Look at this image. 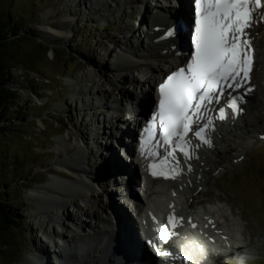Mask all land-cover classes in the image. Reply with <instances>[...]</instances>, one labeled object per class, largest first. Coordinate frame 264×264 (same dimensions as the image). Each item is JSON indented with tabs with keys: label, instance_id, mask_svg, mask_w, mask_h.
<instances>
[{
	"label": "bare ground",
	"instance_id": "obj_1",
	"mask_svg": "<svg viewBox=\"0 0 264 264\" xmlns=\"http://www.w3.org/2000/svg\"><path fill=\"white\" fill-rule=\"evenodd\" d=\"M150 1L154 3L153 7L149 4ZM171 1L173 0L90 1L92 7L99 9L98 11L93 8L99 13L101 21L108 20L112 15L121 19V29L126 37L125 42L120 43L119 51L113 56V67L116 69L114 71L122 75L127 69L134 70L136 74H131L132 77L128 80L141 88L139 94L145 95L148 100L156 97L155 89L158 84L166 74L179 65L181 60V56L173 53L167 41H155L165 29H162L160 33L156 31V34L154 29L168 26L169 20L165 18V15L170 14L174 7H181L185 11L188 0H177L176 4L169 5ZM49 14L50 12H46L44 17H48ZM172 17L173 19L178 18L174 14ZM132 20L138 22L137 26ZM74 22L73 19L64 18L60 20L57 28L47 25L41 30L44 36L51 39L69 38L68 34ZM263 34L264 22L263 24L258 22L247 30V39L251 42L249 49L251 56L257 61L259 70L264 74V38H258ZM255 48L258 50V60ZM118 74L113 73L114 79L111 85L123 102L106 98L104 85L96 79L93 72L87 70L83 74L88 78L86 80L88 85H85L83 89L84 99L82 101L91 102L94 105H107L108 115L101 120L96 119L92 143H85V150H82L76 142L74 144L70 141L67 144L65 139L59 140L60 148L57 149L55 161L60 169L67 172L69 178L52 175L51 182L30 190L29 197L37 201L34 210L38 216L50 219V223L57 225L52 233L55 239L51 237L52 242H43L50 251L49 253L55 257V261L51 259L52 262L54 264H134L139 261L138 256L144 255L151 260L150 250H148L150 246L146 247L139 234L143 228L147 236L157 232H163L167 236L169 241L167 250L171 252L170 257L173 262L224 264L228 256L226 251L229 248V240L234 237L236 243H244L240 234L241 218L234 215L232 208L220 202L218 203L221 205L217 203L216 206L192 210L189 205L191 201L188 203V200H195V196L208 186L210 178L217 173V165L213 159L221 152L220 143L232 132L246 128L247 119H244V116L234 119L229 117L221 123L213 122L207 131L211 146L202 147L191 142L192 155L189 159L178 156L174 160L173 157L167 156V169L163 172L169 174V178L161 175V171L157 169H155L157 175L154 176L153 166L133 154L134 146L127 150V155L123 157V164L130 162V165L124 168L128 171L123 173L122 168L113 166L114 155H111L113 154L111 148L120 147L119 151L122 152L121 147L123 148L129 133H123V138L115 140L118 137V130L126 127L130 131L132 126L133 133L134 129L138 133L146 120L142 115V105L139 108L131 105L129 111L133 109V114L129 117L118 109L119 106H123L124 102H128V91L120 86ZM248 78L244 86L251 90L243 103V111L250 110L251 105L260 106L257 99L251 100L256 91H262L264 95V86L258 88V85L253 83L252 75ZM136 93H138L137 90H135ZM102 122L109 124V135L112 137L104 138L105 133L102 135L100 131ZM99 136L107 141L100 143ZM262 136L261 138L253 137L248 146L263 140L264 134ZM68 147H75L74 149L77 150L72 158L62 156L63 151ZM94 151H97L100 157L97 161V157L92 155L96 158L95 162H98L101 167L106 166V170L109 171L111 179L108 182L115 181L116 186L124 188L120 197L121 203L114 202L110 196L107 201L101 202L100 207L93 214L78 215L73 211L70 213L66 200L70 196L73 197L72 194L85 200L100 196L90 180V176H95L98 170L91 172L87 169L90 167V160L92 161L90 153L93 154ZM117 158L122 157L117 155ZM60 164L62 166H59ZM173 165L178 166V174L174 172ZM138 168L142 171L136 177L134 172ZM171 175L175 178H170ZM114 193L117 191L115 190ZM49 198L52 199L53 205L47 207L44 202ZM203 205L205 206L204 203ZM126 209L130 211L131 216ZM65 211H67L66 215ZM170 217L172 218L171 223L169 222ZM243 249L245 246L237 249L236 253ZM139 253L143 255H138ZM244 255V260L253 258L249 253H244ZM40 257L24 259L22 264H53L51 261L46 263V260Z\"/></svg>",
	"mask_w": 264,
	"mask_h": 264
},
{
	"label": "rangeland",
	"instance_id": "obj_2",
	"mask_svg": "<svg viewBox=\"0 0 264 264\" xmlns=\"http://www.w3.org/2000/svg\"><path fill=\"white\" fill-rule=\"evenodd\" d=\"M90 1L92 0H76V3L75 0L4 1L3 7L12 14L13 19L17 18L19 21L22 20L21 18L28 19L27 25L31 26L22 32V36H29L43 43L49 51L38 64L42 75L29 74V80L34 83L32 85H38L35 86L37 90L27 87L28 90L25 91L26 88L23 87L27 83L22 76L23 70L17 69L16 83L12 88L19 90L21 98L28 100L26 104L21 99L18 107L22 108H17L18 117L23 115L25 119H8L5 125L8 126L9 132L0 135V179L4 182L8 175L12 176L10 185L3 190H13L12 196L18 200L19 209L18 217L12 218L19 228L16 227L5 236L7 240H13L15 243L9 245V248L14 250L15 256L13 257L8 251L4 260H0V264H22L24 259H31L34 256H45L46 258H40L46 260V263L50 261L53 263L52 260L55 259L45 243L52 242L53 229L57 225L50 223V219L38 216L34 210L37 201L30 198L29 193L36 186L51 182L53 176L69 178L67 172L60 169L55 161L57 149L60 148L59 140L65 139L67 144L70 141L74 144L76 142L83 150L85 143H92L96 119L101 120L108 115L107 105H94L82 101L83 89L88 85L86 82L88 78L83 74L87 70L93 72L96 79L104 85V96L123 102L111 84L114 79L113 73H119L114 71L113 56L119 51L120 43L125 42L126 34L121 29V19L112 15L108 20L101 21L99 13L94 10L97 7H92ZM172 3L173 1L169 5ZM149 4L153 7L154 3L150 1ZM46 12H50L48 17H44ZM64 18L75 21L69 31V38L51 39L43 35L42 27L48 25L57 28L60 20ZM132 22L137 26L138 22L133 20ZM258 38L263 39L264 34ZM256 52L258 60L257 49ZM256 64L257 68L254 70L252 80L258 88H261L264 86V74L259 70L257 61ZM125 74L127 76H124V73L123 76L118 74L120 86L130 95H134L135 90L140 93L141 88L128 80L132 77L131 74H136L135 71L127 69ZM255 99L260 106L251 105V109L245 112L247 127L232 132L220 143L221 152L213 159L217 165V173L210 178L208 186L195 196V200H188V203L191 201L189 205L192 210L221 203L232 208L234 215L241 218V226L244 230H240V234L246 239L247 247L243 252L255 257L254 261L244 263L237 253L227 256L224 264H264V140L248 146L253 137L260 135L261 138L263 137L261 134H264L263 92L256 91L251 100ZM121 106L118 109L124 110L125 113L122 114L127 117L133 114V109L126 112L125 107L122 109ZM11 111L14 114L16 108ZM21 111L24 114H21ZM109 127L107 122H102L100 125L102 135L105 133L103 135L105 139ZM131 131H133L132 126L126 133L130 134ZM102 138L99 136L98 141L103 144L107 140ZM74 148H66L62 156L74 157L77 151ZM114 149L111 148L112 156L119 153ZM97 153L94 151L90 155H95L98 161L100 157ZM95 157H90L92 161L90 160V167L87 169L91 172L98 170L95 176H90V180L100 196L85 200L72 194L73 197L70 196L66 200L70 213L73 211L78 215L93 214L100 207L101 202L107 201L110 196L114 202L121 203L120 197L124 188L116 186L115 181L108 182L111 179L109 171L106 170V166L101 167L95 162ZM113 157L116 166L119 165L117 156ZM115 190L117 193H114ZM44 204L48 207L53 205V201L49 198ZM126 212L130 213L127 209Z\"/></svg>",
	"mask_w": 264,
	"mask_h": 264
},
{
	"label": "snow or ice",
	"instance_id": "obj_3",
	"mask_svg": "<svg viewBox=\"0 0 264 264\" xmlns=\"http://www.w3.org/2000/svg\"><path fill=\"white\" fill-rule=\"evenodd\" d=\"M195 9V54L186 67L172 72L160 85L158 111L145 128L151 138L153 125L158 121L159 128L163 129L160 139L166 145L171 144L173 151L179 148L185 159L191 158L186 139L190 131H194L202 143L211 146L207 129L200 126L194 130L193 125L201 118V109L212 101V93L222 83L232 81L228 87L242 86L243 80L248 78L252 60L247 30L264 20V0H195ZM229 106L237 113L240 111L236 99ZM220 119H225L224 111ZM211 123L209 120L208 125ZM155 169L153 163L154 176L157 175ZM173 170L179 173L177 165H173ZM160 174L169 178L167 173ZM171 220L170 217V223Z\"/></svg>",
	"mask_w": 264,
	"mask_h": 264
},
{
	"label": "trees",
	"instance_id": "obj_4",
	"mask_svg": "<svg viewBox=\"0 0 264 264\" xmlns=\"http://www.w3.org/2000/svg\"><path fill=\"white\" fill-rule=\"evenodd\" d=\"M5 0H0V135L3 136L8 130V126L5 122L8 119H25L23 115L18 117V104L21 103V99L27 104V99H23L20 96L19 90H14L13 84L16 83L17 69L21 68L23 79L26 82V86L23 88L28 90L27 87H31L33 90L35 86L33 81L29 80V74H36L41 76L42 73L38 69V64L41 63L43 58L47 55L49 49L41 42L29 37L22 36V32L25 29H29L31 25L28 19L21 18L22 20L13 19L12 14L9 11H5L3 7ZM20 22V23H19ZM21 24V25H20ZM33 76V75H32ZM22 88V90H23ZM36 92V91H34ZM37 93V92H36ZM16 108L14 114L12 109ZM21 114H24L21 111ZM28 114V113H27ZM14 115H17L14 117ZM18 132V131H16ZM12 176H7L4 180L0 179V260H4L5 255L10 251L15 256L14 250L9 248V245L15 244L13 240H7L5 236L12 232L13 229L19 228V225L14 222V217H18L17 202L13 198V190L4 191L6 186H9L12 181ZM13 251V252H12Z\"/></svg>",
	"mask_w": 264,
	"mask_h": 264
}]
</instances>
